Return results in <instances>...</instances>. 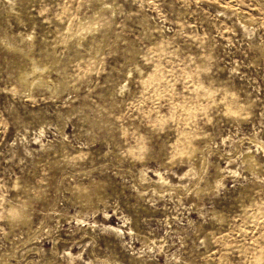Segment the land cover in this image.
Segmentation results:
<instances>
[{
	"label": "rangeland",
	"instance_id": "374dc122",
	"mask_svg": "<svg viewBox=\"0 0 264 264\" xmlns=\"http://www.w3.org/2000/svg\"><path fill=\"white\" fill-rule=\"evenodd\" d=\"M0 264H264V0H0Z\"/></svg>",
	"mask_w": 264,
	"mask_h": 264
}]
</instances>
